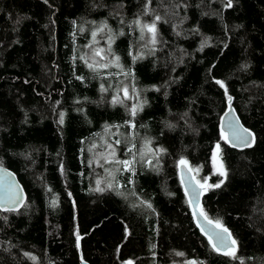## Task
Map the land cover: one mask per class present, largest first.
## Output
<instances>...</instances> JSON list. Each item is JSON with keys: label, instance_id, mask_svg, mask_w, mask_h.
Segmentation results:
<instances>
[{"label": "trees", "instance_id": "1", "mask_svg": "<svg viewBox=\"0 0 264 264\" xmlns=\"http://www.w3.org/2000/svg\"><path fill=\"white\" fill-rule=\"evenodd\" d=\"M226 3L0 0V165L27 196L0 209V264H264V0ZM228 106L251 147L221 138ZM182 159L224 181L199 207L235 258L197 226Z\"/></svg>", "mask_w": 264, "mask_h": 264}, {"label": "water", "instance_id": "2", "mask_svg": "<svg viewBox=\"0 0 264 264\" xmlns=\"http://www.w3.org/2000/svg\"><path fill=\"white\" fill-rule=\"evenodd\" d=\"M234 129H247L248 132L244 133L243 135L248 138V142H250L252 145L254 141L253 133L241 123L233 107L228 106L227 110L224 111L221 116L220 130L222 133H224L225 137H227L226 142L231 147L237 149L246 148L241 142V139L233 136ZM249 133L251 135H249ZM178 173L181 185L187 196L197 226L208 238L210 235H212L213 239L215 240L214 234L216 232H219L220 229L216 228L215 222L212 221V223L210 224L208 222V218H205V216L200 215L199 203L202 192L200 185L196 182L191 171L187 166L179 164ZM9 188H11L13 193L17 194L16 199L20 200L21 203L13 204L7 200L5 194L7 193ZM26 197L27 196L24 187L17 178V175L12 170L0 165V209H2L3 211H18L23 206ZM227 243L230 245L231 240H228ZM78 264L90 263L84 259H80Z\"/></svg>", "mask_w": 264, "mask_h": 264}, {"label": "snow or ice", "instance_id": "3", "mask_svg": "<svg viewBox=\"0 0 264 264\" xmlns=\"http://www.w3.org/2000/svg\"><path fill=\"white\" fill-rule=\"evenodd\" d=\"M231 6H232L231 0H227V3L225 4V7H231ZM156 19L159 20L160 17L157 16ZM135 23L139 24V21H135ZM106 27H107V25L105 24L100 29H98V31H103L104 28H106ZM143 29H146L149 33H151L153 35L152 43L154 44L155 43V34H156L155 22H153L150 25H143L142 26V30ZM95 35H96V33L94 32L93 33V36H95ZM101 51H103V50H98L96 52V55H100V52ZM118 61H119V57L116 58L117 64H118ZM88 66L90 68H93L94 71L96 70L93 67V65L89 64ZM100 67H108V65L107 64H104V65H100ZM217 83H221V86L223 87L222 82L217 81ZM102 90H103V87H102ZM123 91L125 93V99H127L128 98V90H127V88H125ZM113 102L114 103H116V102L122 103L123 101H120V100H118L117 97H114L113 98ZM137 107L138 106H134L133 107V109H132V115H135L136 114ZM60 117H61L60 118V122L62 123L63 122V113L60 114ZM247 132H248L247 129H238V130L234 129L233 136L241 139V142L243 143V145L245 147H251L252 145H251L250 142H248V138L243 135L244 133H247ZM249 135H251V134L249 133ZM221 138L224 139L225 141H227V137H225L223 135V133L221 135ZM117 143H119V141H117ZM109 148H111V145H109ZM219 149H220V145L217 144V146H216V152L213 153L214 160L218 156ZM129 151H131V149H129ZM110 155L114 157L115 156L114 151L112 153H110ZM116 162L118 164L123 165L124 166V170H126V171H131L132 170L131 165H132L133 161L121 160V161H116ZM180 164L186 166L187 165V161H185V160L182 159L180 161ZM222 167L223 166L221 165L219 168H217V172L219 173V175L224 176L225 175V172L222 170ZM109 175H112V173H109ZM223 182L224 181L221 180L220 183H217L215 185H209L207 183V178H205L204 183L201 184L200 187L204 191H207L208 188H219L223 184ZM108 187L111 188L112 187V184L109 183ZM96 190L97 191H104V189H102V188H97ZM5 195H6V198H7V200L9 202H11L13 204H19V203H21L20 200L16 199L17 194L16 193H13L12 190H11V188H9V190L7 191V193ZM148 207H151V205H148ZM9 210H11V209H9ZM200 215L201 216H205V213H204V211L202 209L200 210ZM205 218H207V217L205 216ZM208 222L210 224L212 223V221H210V220ZM215 226H216V228L220 229V231L219 232H216L214 234L215 240L213 239V236L212 235L209 236V243L211 244L212 248L215 251L222 252V254L225 255V256H230V257L235 258L236 257V248H235L236 241L234 239H231V234L228 232V229L225 228L219 220L215 221ZM225 234H227V235H225ZM228 240H231V244L230 245L227 243ZM179 255H182V253H179ZM128 264H131V262H128ZM189 264H196V262L195 261H190Z\"/></svg>", "mask_w": 264, "mask_h": 264}]
</instances>
